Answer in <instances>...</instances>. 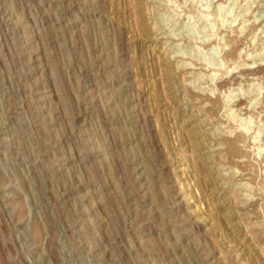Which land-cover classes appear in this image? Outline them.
Returning <instances> with one entry per match:
<instances>
[{
	"label": "rangeland",
	"instance_id": "1",
	"mask_svg": "<svg viewBox=\"0 0 264 264\" xmlns=\"http://www.w3.org/2000/svg\"><path fill=\"white\" fill-rule=\"evenodd\" d=\"M0 264H264V0H0Z\"/></svg>",
	"mask_w": 264,
	"mask_h": 264
}]
</instances>
